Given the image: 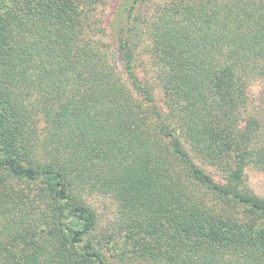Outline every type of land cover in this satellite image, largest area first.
Masks as SVG:
<instances>
[{"label": "trees", "instance_id": "16d2710c", "mask_svg": "<svg viewBox=\"0 0 264 264\" xmlns=\"http://www.w3.org/2000/svg\"><path fill=\"white\" fill-rule=\"evenodd\" d=\"M98 1L0 0V264H107L72 252L97 224L86 200L72 202L86 189L113 198L139 258L264 264V199L243 184L244 167L264 171V132L253 117L242 126L249 82L264 79V0H170L152 16V0H133L124 41L110 44L90 17ZM140 42L165 96L181 100L190 149L167 143L143 106L152 89L131 75ZM36 176L47 180L36 198L15 185ZM63 207L82 229L62 225Z\"/></svg>", "mask_w": 264, "mask_h": 264}, {"label": "rangeland", "instance_id": "374dc122", "mask_svg": "<svg viewBox=\"0 0 264 264\" xmlns=\"http://www.w3.org/2000/svg\"><path fill=\"white\" fill-rule=\"evenodd\" d=\"M100 0L97 2V9L91 14V18L94 23L105 24L106 33L104 34V40L108 43H112L115 39L120 38L123 29L126 28L129 23L131 15L134 13V1L133 0ZM170 0H152L148 6V14L152 16L154 13V8L163 6L164 3ZM104 2V3H103ZM104 4V6H103ZM151 6V7H149ZM124 41V38H121ZM144 43H138L131 45L132 53L135 55L134 63L132 62V72L131 75H137L138 77L147 81L152 89V97L150 101L145 100L143 106L148 110L149 116H152L151 112H156L159 114L160 120L163 125L167 127L170 135L166 138V142L170 143L172 139H178L184 148H189V143L183 135L181 129V123L175 112L177 109L174 105L181 100L175 98H167L164 94L162 87H160L155 81V70L153 69L150 54L147 51V47ZM117 59V70L122 73V77L127 85L131 88V79L127 76L126 70L123 69V63H125L119 56ZM133 91V90H132ZM177 100V101H175ZM241 111V109H240ZM179 112V111H178ZM244 119L242 121V126H245L246 120L250 117L255 118V125L251 124L249 127H253V133L261 134L264 132V79L258 78L253 79L249 82L247 88V104L243 108ZM156 115L152 116L155 117ZM261 127V128H260ZM255 139H257L255 137ZM254 140V139H253ZM251 141V140H249ZM249 143V142H248ZM193 155V151H190ZM194 162L205 172H208L214 181L221 183L223 180L222 173L218 168L209 163H201L200 158H195ZM244 186L264 199V171L255 168L251 165L244 167ZM46 177L36 176L33 179L20 178L15 179V185L25 193L30 192L31 195H35L37 191L46 182ZM77 191H71V195H75L72 202L79 203L80 199L86 200V202L92 206L98 214L97 224L95 227L87 234L81 235V241L72 249L75 255L84 254L86 251L97 250L99 257L103 258L107 264H159L153 263L152 260H147L137 257L133 252L135 251L134 240L128 238L120 232L121 229L118 227V214L117 206L112 197L105 195L102 192H97L95 190H84L82 198L76 197ZM27 195V194H26ZM28 196V195H27ZM37 204V203H33ZM65 204H62V206ZM63 212V226L71 227L73 229H82V226L78 219L67 213V209L61 208ZM149 237L141 238L139 240H148ZM91 242V246H89ZM89 246V248H88ZM138 249V248H137Z\"/></svg>", "mask_w": 264, "mask_h": 264}]
</instances>
